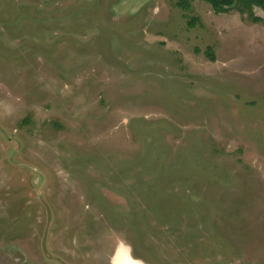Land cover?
<instances>
[{
	"label": "rangeland",
	"instance_id": "rangeland-1",
	"mask_svg": "<svg viewBox=\"0 0 264 264\" xmlns=\"http://www.w3.org/2000/svg\"><path fill=\"white\" fill-rule=\"evenodd\" d=\"M190 3L0 0V264H264V20Z\"/></svg>",
	"mask_w": 264,
	"mask_h": 264
},
{
	"label": "trees",
	"instance_id": "trees-1",
	"mask_svg": "<svg viewBox=\"0 0 264 264\" xmlns=\"http://www.w3.org/2000/svg\"><path fill=\"white\" fill-rule=\"evenodd\" d=\"M210 4L215 13L227 12L231 6L236 7V10L240 13L247 12L251 19L255 22L264 20L260 16L254 15L253 9L259 8L264 14V0H202ZM176 5L184 11H187L191 7L190 0H176ZM207 57L210 60H214V53L210 47L205 50Z\"/></svg>",
	"mask_w": 264,
	"mask_h": 264
},
{
	"label": "bare ground",
	"instance_id": "bare-ground-1",
	"mask_svg": "<svg viewBox=\"0 0 264 264\" xmlns=\"http://www.w3.org/2000/svg\"><path fill=\"white\" fill-rule=\"evenodd\" d=\"M128 249L126 248V246H123V245H120L115 254H114V257L112 258V262L113 264H129V257L128 255Z\"/></svg>",
	"mask_w": 264,
	"mask_h": 264
},
{
	"label": "water",
	"instance_id": "water-1",
	"mask_svg": "<svg viewBox=\"0 0 264 264\" xmlns=\"http://www.w3.org/2000/svg\"><path fill=\"white\" fill-rule=\"evenodd\" d=\"M128 256H130L128 259L129 264H146V263L141 262V260L139 259L133 258L131 255H128Z\"/></svg>",
	"mask_w": 264,
	"mask_h": 264
}]
</instances>
